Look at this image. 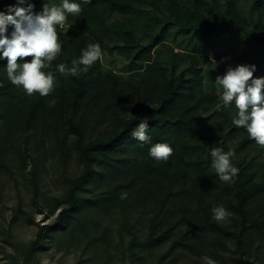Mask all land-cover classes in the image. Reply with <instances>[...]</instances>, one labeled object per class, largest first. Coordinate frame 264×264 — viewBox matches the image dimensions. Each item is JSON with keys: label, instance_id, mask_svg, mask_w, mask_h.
<instances>
[{"label": "trees", "instance_id": "1", "mask_svg": "<svg viewBox=\"0 0 264 264\" xmlns=\"http://www.w3.org/2000/svg\"><path fill=\"white\" fill-rule=\"evenodd\" d=\"M29 2L33 13L42 11L44 4L62 5V0H26L22 6ZM70 2L80 4L82 10L78 15L66 13L65 27L56 28L62 50L44 69L56 81L49 96L26 95L10 82L7 61L0 59V167L9 149L26 165L30 143L39 146L62 131L65 137L75 135L69 143L57 139V145L79 152L82 170L66 202H46L49 213H57L56 226L66 228L85 207L118 204L122 193H127L124 206H153L140 246L146 251L169 245L161 263L181 251L199 259L208 256L216 264H257L264 246V164L253 167L232 161L239 169L232 184L222 182L211 168L212 148L229 151L230 140L239 134L237 150L256 143L246 129L232 123L238 110L234 103L231 110L224 105L223 88L216 83L224 72L211 69L207 60L212 38L227 32L243 34L248 47L236 66L255 65L253 78H264V0H252L249 21L237 11V0ZM16 4L17 0H0V12L7 14ZM140 20L148 36L146 44H140L136 35L135 22ZM248 22L253 26L251 34L246 32ZM12 30L9 25V35ZM175 35L182 37L181 53L167 44ZM112 36L121 43L109 50L105 42ZM90 43L101 46L102 60L79 76L60 74L57 65L70 67ZM139 62L142 67H137ZM51 100L56 103L50 107ZM93 117L97 120L92 131L99 132L89 139ZM141 122L148 123V143L131 136ZM156 143L172 147L167 162L149 155ZM217 206L233 215L217 222L212 213ZM41 236L40 231L26 245L24 257L39 250Z\"/></svg>", "mask_w": 264, "mask_h": 264}, {"label": "rangeland", "instance_id": "2", "mask_svg": "<svg viewBox=\"0 0 264 264\" xmlns=\"http://www.w3.org/2000/svg\"><path fill=\"white\" fill-rule=\"evenodd\" d=\"M251 10L252 0H237V11L241 16L248 18V21L249 18L252 19ZM135 23L139 43L146 44L148 36L140 27L143 21ZM246 32H254L249 22L246 24ZM181 41L180 35L170 36L167 44L181 53ZM120 43L119 38L112 36L107 38L105 47L111 50ZM247 47L248 37L243 34L234 35L227 32L212 38L207 64L211 69L222 70L225 74L229 67L235 68ZM162 50L169 53L165 47H162ZM108 58L110 60L112 56ZM142 65L143 62H139L137 67ZM106 69L112 70L113 66L106 65ZM228 107L233 109L232 106ZM96 120L97 118L93 117L90 121L87 131L89 139L98 135L99 130L92 131ZM102 126L103 124L98 127ZM102 129L106 130V127ZM58 133L59 136L47 137L39 146L38 143H30L25 149V154L28 155L26 165L21 161L20 155L12 149H9L2 159L0 264H167L166 261L169 260L172 264H204V261L195 255L181 251L175 252L165 263H161L169 245L146 251L141 248L140 243L147 234L152 205L145 207L131 204L128 207L123 205L124 200L120 198L118 204L110 207L81 209L76 215L78 218L73 219L66 228L56 226L54 222L57 213L51 215L46 202L50 199L66 202L75 178L82 170L79 152L67 148L66 145H57V139L69 143L75 135L65 137L64 131ZM241 137L239 134L229 142L230 150L235 152L232 161L262 167L264 148L253 144L237 150ZM84 194L92 196L90 192ZM40 231L41 247L33 256L24 257L26 245L35 240ZM263 247L260 248L262 253L258 252L260 259L257 264L264 261ZM174 255L179 256V259H170Z\"/></svg>", "mask_w": 264, "mask_h": 264}, {"label": "clouds", "instance_id": "3", "mask_svg": "<svg viewBox=\"0 0 264 264\" xmlns=\"http://www.w3.org/2000/svg\"><path fill=\"white\" fill-rule=\"evenodd\" d=\"M90 3L91 0H84ZM26 0H17L15 6H10L7 14L0 12V59L7 61L6 72L10 82L22 88L28 96L39 94L41 97L49 96L55 87L52 72H45L62 50L57 26H63L67 14L78 15L81 5L62 0L60 6L43 5L42 11L33 13L34 5ZM13 30L8 34V26ZM103 53L98 43H90L82 50L78 59L71 61V66L61 63L57 70L65 76H79L98 60H102ZM255 65H238L234 69L229 67L226 73L216 79V83L223 88L222 101L225 106L234 103L237 111L232 123L237 128L246 129L249 137L257 145L264 148V78H253ZM55 100L49 102L54 106ZM146 121V119H145ZM147 122H141L133 130L131 136L142 143L150 142L147 134ZM173 154L172 147L167 143H156L149 149V155L157 162H167ZM211 168L217 173L222 182L232 184L237 177L239 169L232 164L235 152L212 148ZM127 193H122L121 199H126ZM213 219L224 222L233 214L223 206L212 209ZM204 264H216V261L203 256Z\"/></svg>", "mask_w": 264, "mask_h": 264}]
</instances>
